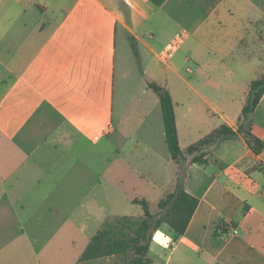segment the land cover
Returning a JSON list of instances; mask_svg holds the SVG:
<instances>
[{
	"label": "crops",
	"instance_id": "1",
	"mask_svg": "<svg viewBox=\"0 0 264 264\" xmlns=\"http://www.w3.org/2000/svg\"><path fill=\"white\" fill-rule=\"evenodd\" d=\"M179 31L186 37L162 60ZM151 62L173 101L178 162L157 93L137 82ZM263 75L264 0H0V264H116L115 255L80 260L83 251L55 260L37 243L73 152L103 140L116 203L147 200L128 194L139 184L172 192L178 176L198 199L183 234L166 224L154 232L150 264H264V147L254 153L238 134L187 151L222 124L236 131L250 82ZM198 106L213 119L206 130ZM250 118L264 141V94ZM88 214L98 225L90 240L110 216Z\"/></svg>",
	"mask_w": 264,
	"mask_h": 264
},
{
	"label": "rangeland",
	"instance_id": "2",
	"mask_svg": "<svg viewBox=\"0 0 264 264\" xmlns=\"http://www.w3.org/2000/svg\"><path fill=\"white\" fill-rule=\"evenodd\" d=\"M9 35H12V33ZM39 42H41V39L38 40ZM157 67L155 62H151L149 66L150 77L143 74V77H138L137 82L142 84L147 80L149 83L153 81L161 83L163 75ZM142 68L145 70L146 66L142 65ZM136 69H138L137 66ZM180 87L182 86L174 81L172 87L174 98H177L175 92ZM196 108V122L201 125L203 130H206L211 126L213 119L207 117L201 106ZM73 154L67 164L66 172L60 176L56 190L48 193L46 201L54 203L52 208L54 215L52 214L48 224L40 230L37 241L39 249L54 252L55 260L73 259L84 250V245L98 226L93 220L94 218L88 214V210L104 211L110 216L109 219L124 214L132 215L131 217L134 219H140L144 213L142 206L139 204L128 206L114 201V193L111 187L113 184V181H111V166H108L111 162L109 141L103 140L95 148L82 149L73 152ZM47 162L51 164L50 157ZM165 190H168V188L149 192L146 186L139 184L128 194L145 197L150 212L155 213L158 211L157 201L166 194ZM97 206H101L102 210L96 209ZM12 227L8 228V236L10 237H13L14 234ZM123 258H119L116 263L127 264L125 262L127 257Z\"/></svg>",
	"mask_w": 264,
	"mask_h": 264
},
{
	"label": "trees",
	"instance_id": "3",
	"mask_svg": "<svg viewBox=\"0 0 264 264\" xmlns=\"http://www.w3.org/2000/svg\"><path fill=\"white\" fill-rule=\"evenodd\" d=\"M152 1L158 5L162 2V0ZM148 86L159 97L165 142L171 159L178 162L183 158V153L179 145L174 106L170 92L167 88L155 82L148 83ZM263 94L264 75L250 82L246 103L243 106L236 131L222 124L210 135L190 145L187 151L189 153L198 151L214 140L215 137L234 138L240 134L244 137L251 150L254 153H259L264 147V141L251 133L250 114ZM134 202L142 206L143 216L140 219H134L131 216L124 215L105 220L90 238L79 257L80 260L115 255L118 260L119 258L127 257L125 261L127 264H150L152 260L147 253L154 232L163 224H166L174 235L183 234L198 205V199L183 188L180 176H178L176 188L157 202V212H150L148 202L145 199H134Z\"/></svg>",
	"mask_w": 264,
	"mask_h": 264
},
{
	"label": "built area",
	"instance_id": "4",
	"mask_svg": "<svg viewBox=\"0 0 264 264\" xmlns=\"http://www.w3.org/2000/svg\"><path fill=\"white\" fill-rule=\"evenodd\" d=\"M185 37V31H179L175 33L173 40L167 43L165 47L160 51L159 57L164 61L170 59L174 55L175 50L182 43ZM232 232L233 234H236L238 231L236 228H232Z\"/></svg>",
	"mask_w": 264,
	"mask_h": 264
},
{
	"label": "clouds",
	"instance_id": "5",
	"mask_svg": "<svg viewBox=\"0 0 264 264\" xmlns=\"http://www.w3.org/2000/svg\"><path fill=\"white\" fill-rule=\"evenodd\" d=\"M158 235H160L159 233H158ZM169 240H170V237L168 238ZM166 246V245H165Z\"/></svg>",
	"mask_w": 264,
	"mask_h": 264
}]
</instances>
